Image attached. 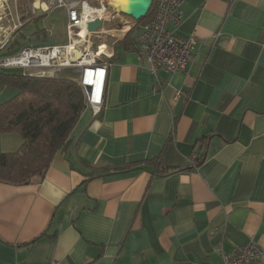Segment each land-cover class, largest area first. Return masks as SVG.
I'll use <instances>...</instances> for the list:
<instances>
[{"label":"crops","instance_id":"0c3cea01","mask_svg":"<svg viewBox=\"0 0 264 264\" xmlns=\"http://www.w3.org/2000/svg\"><path fill=\"white\" fill-rule=\"evenodd\" d=\"M103 1L104 28L121 27L103 35V107H85L42 176L0 181V264H222L249 241L264 264V0H183L166 27L192 39V58L156 73L136 47L140 23ZM30 2L0 0L3 50L35 16ZM16 93L0 85V103ZM22 142L0 133V153Z\"/></svg>","mask_w":264,"mask_h":264},{"label":"built area","instance_id":"2783aa9c","mask_svg":"<svg viewBox=\"0 0 264 264\" xmlns=\"http://www.w3.org/2000/svg\"><path fill=\"white\" fill-rule=\"evenodd\" d=\"M182 2L152 0L149 9L152 7V14L139 25L136 47L152 73L158 69L167 72L184 70L192 58V39H181L166 27L169 22L175 27L180 25ZM39 8L46 12L65 11L66 43L23 47L16 54L1 57L0 69H18L23 74L34 76H55L63 68L74 69L78 73L75 80L83 90L86 107L96 115L103 107L107 71L111 64L106 59L110 56L107 55L108 41H104L103 35L107 39L117 38V32L113 31L118 29L116 31L120 32L121 27L104 28V23L111 21L114 15L103 0H97L95 4L88 0H31L29 13L34 15ZM96 20L101 25L89 30L88 24ZM94 39L99 42L95 44ZM10 41L9 34H5L1 38L0 49H5ZM261 254L259 245L249 241L233 254H223L222 264H259Z\"/></svg>","mask_w":264,"mask_h":264},{"label":"trees","instance_id":"16d2710c","mask_svg":"<svg viewBox=\"0 0 264 264\" xmlns=\"http://www.w3.org/2000/svg\"><path fill=\"white\" fill-rule=\"evenodd\" d=\"M151 14L152 7L136 23L141 24ZM125 38L130 44L128 36ZM0 85L17 90L14 97L0 103V133H19L23 139L16 151L0 153V181L29 183L42 176L53 156L65 149L86 107L83 90L73 78L34 76L18 69H0ZM194 159L197 163L203 161V157Z\"/></svg>","mask_w":264,"mask_h":264},{"label":"rangeland","instance_id":"374dc122","mask_svg":"<svg viewBox=\"0 0 264 264\" xmlns=\"http://www.w3.org/2000/svg\"><path fill=\"white\" fill-rule=\"evenodd\" d=\"M17 1L18 5H22V9L27 6L28 0ZM12 2L13 0H6V3L10 4L11 7L13 6ZM36 16L38 18H35ZM7 18L9 19V22L12 23L10 14H7ZM13 18L16 21L14 10ZM3 27L6 29V22L3 23ZM41 29H44L45 32L42 33V35L40 34V36H36L34 32ZM13 38L16 39V45L12 46V51L8 52L3 50L1 51L0 56L6 57L14 53L16 54V52H18L21 48L27 46L66 43L64 11L62 9H57L55 11L52 10L45 12L42 8L37 9L35 16H31V18L14 33ZM57 75L74 79L78 77V73L71 68H67V70H64L60 73L57 72Z\"/></svg>","mask_w":264,"mask_h":264},{"label":"water","instance_id":"95a60500","mask_svg":"<svg viewBox=\"0 0 264 264\" xmlns=\"http://www.w3.org/2000/svg\"><path fill=\"white\" fill-rule=\"evenodd\" d=\"M151 4L152 0H123L120 8L117 10L130 16L134 20H138L147 15ZM100 25L101 23L96 20L88 24V29L95 30Z\"/></svg>","mask_w":264,"mask_h":264},{"label":"bare ground","instance_id":"6f19581e","mask_svg":"<svg viewBox=\"0 0 264 264\" xmlns=\"http://www.w3.org/2000/svg\"><path fill=\"white\" fill-rule=\"evenodd\" d=\"M123 0H109L111 4H113L115 9H119ZM12 25V24H11Z\"/></svg>","mask_w":264,"mask_h":264}]
</instances>
